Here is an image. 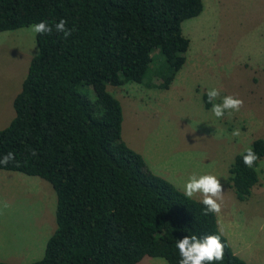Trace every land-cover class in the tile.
<instances>
[{"label": "trees", "instance_id": "trees-1", "mask_svg": "<svg viewBox=\"0 0 264 264\" xmlns=\"http://www.w3.org/2000/svg\"><path fill=\"white\" fill-rule=\"evenodd\" d=\"M202 8L201 0H0V33L61 19L73 30L67 38L34 34L13 118L0 130V156L15 153L0 171L38 177L55 195L54 230L41 259L29 264H137L144 257L179 264L176 241L193 235L220 237L224 257L214 264H246L214 213L153 175L122 142L121 108L106 92L129 83L167 90L189 44L180 25ZM152 51L163 59L159 66L151 65ZM249 147L259 157L253 167L243 151L227 171L238 202L258 183L264 159L262 139Z\"/></svg>", "mask_w": 264, "mask_h": 264}, {"label": "rangeland", "instance_id": "rangeland-1", "mask_svg": "<svg viewBox=\"0 0 264 264\" xmlns=\"http://www.w3.org/2000/svg\"><path fill=\"white\" fill-rule=\"evenodd\" d=\"M202 11L180 25L188 41L185 62L167 90L135 83L106 87L121 108L120 137L147 169L183 193L188 178L212 174L223 190L219 233L246 264H264V159L258 183L243 202L227 187L234 156L254 139L264 141V0H201ZM30 26L0 33V130L13 118L11 102L35 53ZM151 65L163 63L152 51ZM243 101L239 111L212 113L203 95ZM239 129L240 135L232 133ZM194 201H201L197 194ZM5 205H7L5 207ZM55 195L38 177L0 171V262L29 264L41 259L54 223ZM137 264H166L144 257Z\"/></svg>", "mask_w": 264, "mask_h": 264}, {"label": "clouds", "instance_id": "clouds-1", "mask_svg": "<svg viewBox=\"0 0 264 264\" xmlns=\"http://www.w3.org/2000/svg\"><path fill=\"white\" fill-rule=\"evenodd\" d=\"M67 21L61 19L54 25H49L46 22H39L30 25V31L33 34H51L53 30L57 33H63L64 38L72 34V29L67 28ZM208 102L212 103V113L217 118H222L225 112L231 114L232 111H239L243 106V101L232 95L224 96L220 102H215L220 98V92L217 88H210L207 91ZM234 136H239V129L232 133ZM33 156L37 153L33 150ZM243 163L251 168L259 159L254 150L249 147L242 153ZM15 160V153L9 151L0 156V165H7ZM183 194L186 198H193L199 194L202 199L201 203L204 205V213H220L221 201L223 200V190L219 179L212 174L198 175L193 173L183 185ZM7 205H5L6 207ZM176 247L179 250L181 257L179 264H214L223 260L224 245L217 235H207L203 238L197 236H185L176 241Z\"/></svg>", "mask_w": 264, "mask_h": 264}, {"label": "crops", "instance_id": "crops-1", "mask_svg": "<svg viewBox=\"0 0 264 264\" xmlns=\"http://www.w3.org/2000/svg\"><path fill=\"white\" fill-rule=\"evenodd\" d=\"M214 215H215V213H214ZM5 263H10L9 261H6ZM12 264V263H11Z\"/></svg>", "mask_w": 264, "mask_h": 264}]
</instances>
